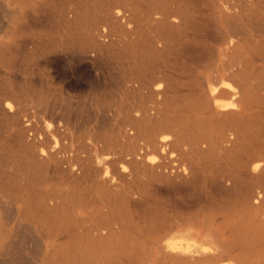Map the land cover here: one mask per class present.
<instances>
[{
	"label": "bare ground",
	"instance_id": "obj_1",
	"mask_svg": "<svg viewBox=\"0 0 264 264\" xmlns=\"http://www.w3.org/2000/svg\"><path fill=\"white\" fill-rule=\"evenodd\" d=\"M0 264H264V0H0Z\"/></svg>",
	"mask_w": 264,
	"mask_h": 264
}]
</instances>
